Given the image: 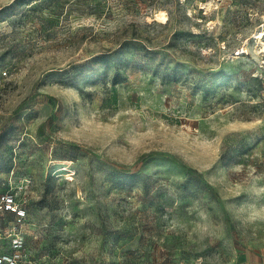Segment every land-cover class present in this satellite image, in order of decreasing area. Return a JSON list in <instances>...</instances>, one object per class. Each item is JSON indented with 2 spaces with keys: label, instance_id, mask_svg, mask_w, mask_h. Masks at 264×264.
<instances>
[{
  "label": "rangeland",
  "instance_id": "rangeland-1",
  "mask_svg": "<svg viewBox=\"0 0 264 264\" xmlns=\"http://www.w3.org/2000/svg\"><path fill=\"white\" fill-rule=\"evenodd\" d=\"M8 188L37 264H264V0H0Z\"/></svg>",
  "mask_w": 264,
  "mask_h": 264
},
{
  "label": "built area",
  "instance_id": "built-area-1",
  "mask_svg": "<svg viewBox=\"0 0 264 264\" xmlns=\"http://www.w3.org/2000/svg\"><path fill=\"white\" fill-rule=\"evenodd\" d=\"M7 213H13V219L5 223ZM27 217V209L24 201L17 197L13 189L0 191V242H8L9 249L0 245V264H37L27 257L24 251V239L19 226Z\"/></svg>",
  "mask_w": 264,
  "mask_h": 264
},
{
  "label": "trees",
  "instance_id": "trees-1",
  "mask_svg": "<svg viewBox=\"0 0 264 264\" xmlns=\"http://www.w3.org/2000/svg\"><path fill=\"white\" fill-rule=\"evenodd\" d=\"M23 0H18V2L20 3V2H22ZM3 12V11H2ZM193 178L191 177V176H187L182 182H186V183H188V182H198L199 180H192Z\"/></svg>",
  "mask_w": 264,
  "mask_h": 264
}]
</instances>
